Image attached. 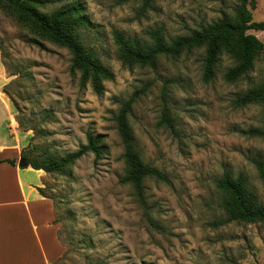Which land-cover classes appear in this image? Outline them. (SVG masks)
Returning <instances> with one entry per match:
<instances>
[{
    "label": "rangeland",
    "instance_id": "rangeland-1",
    "mask_svg": "<svg viewBox=\"0 0 264 264\" xmlns=\"http://www.w3.org/2000/svg\"><path fill=\"white\" fill-rule=\"evenodd\" d=\"M51 12L72 1L83 7L89 25L80 29L84 45L114 74L101 96L81 87L70 72L69 52L33 37L0 9L2 62L7 91L20 131L30 135L26 150L70 154L100 135L106 154L97 163L87 154L69 174H47L44 193L56 206L58 238L64 253L58 264H264V226L220 225L223 194L215 181L223 173L243 175L264 204V184L253 160H264V130L259 105L235 107L233 101L264 83V57L236 83L223 80L231 62L222 56L215 79L204 83L203 50L179 58L160 57L154 69L123 65L114 33L148 41L161 28L169 41L191 29L231 14L236 0H40ZM254 22L264 21V0H255ZM264 41V32L249 31ZM15 74V75H13ZM136 94L128 117L143 161L163 172L167 183L145 180V205L124 175L123 147L115 118L119 101ZM166 110L173 127L160 124Z\"/></svg>",
    "mask_w": 264,
    "mask_h": 264
},
{
    "label": "trees",
    "instance_id": "trees-1",
    "mask_svg": "<svg viewBox=\"0 0 264 264\" xmlns=\"http://www.w3.org/2000/svg\"><path fill=\"white\" fill-rule=\"evenodd\" d=\"M151 1L141 0V9L145 11L151 8ZM236 2L231 14L223 13L214 22L198 29H191L187 34L176 36L169 41L161 28L150 31L148 41L130 39L120 33H114V42L122 64L128 67L154 69L160 57L175 60L184 53L203 50L201 79L204 83H210L215 79L217 65L222 56H226L231 62L223 80L228 84L238 82L252 72L255 64L264 57V41L249 33L251 30L264 32V21L252 20L251 10L255 9V0ZM41 3L40 0H0V9L11 15L33 37L31 43L40 49L44 50L40 41L66 49L71 56L70 72L79 74L80 86L84 88L89 85L94 94L101 96L104 92V83L112 81L114 74L95 52L84 45L79 35L80 29L89 25L83 7L77 1H72L51 12H44L38 7ZM2 54L0 45L1 59ZM4 92L10 98L7 86L4 87ZM135 99L136 94L127 100L119 101L120 108L115 118L123 147L124 162V175L119 182L129 186L137 201L144 206L145 180L153 178L167 183V177L163 172L146 164L135 147L133 131L128 120ZM233 104L238 108L259 105L264 110V83L252 86L236 97ZM16 122L22 126V121L18 118ZM160 124L173 127L168 111L164 110L161 113ZM248 134L264 137V130H251ZM26 147L20 154V158L26 162V167L42 170L46 174H69L76 162L87 154L93 155L95 163L106 154L103 138L92 134H87L84 146L63 156L48 152L34 156ZM7 162L15 164L13 160ZM252 163L264 184V160H253ZM215 187L224 196L221 203L223 217L219 221L220 225L235 222L264 226V204H261L249 190L246 177L243 175L233 177L225 172L215 181ZM38 191L41 196L53 200L44 193V189ZM54 222L57 223V220Z\"/></svg>",
    "mask_w": 264,
    "mask_h": 264
},
{
    "label": "crops",
    "instance_id": "crops-1",
    "mask_svg": "<svg viewBox=\"0 0 264 264\" xmlns=\"http://www.w3.org/2000/svg\"><path fill=\"white\" fill-rule=\"evenodd\" d=\"M8 80L0 55V264H58L64 248L54 222L56 206L38 191L47 174L18 167L30 135L18 128L14 105L4 92Z\"/></svg>",
    "mask_w": 264,
    "mask_h": 264
},
{
    "label": "water",
    "instance_id": "water-1",
    "mask_svg": "<svg viewBox=\"0 0 264 264\" xmlns=\"http://www.w3.org/2000/svg\"><path fill=\"white\" fill-rule=\"evenodd\" d=\"M18 167L20 168H24L26 167V162L23 158H20L19 161H18Z\"/></svg>",
    "mask_w": 264,
    "mask_h": 264
}]
</instances>
